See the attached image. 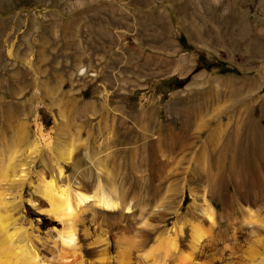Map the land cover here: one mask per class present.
Returning a JSON list of instances; mask_svg holds the SVG:
<instances>
[{"label":"rangeland","instance_id":"obj_1","mask_svg":"<svg viewBox=\"0 0 264 264\" xmlns=\"http://www.w3.org/2000/svg\"><path fill=\"white\" fill-rule=\"evenodd\" d=\"M263 75V0H0V169H25L0 176L14 225L50 258L61 225L27 198L49 178L96 189L83 174L118 200L82 210L85 264L103 232L110 264H151L144 251L166 235L185 249L193 223L199 264H244L263 234L245 221L264 216ZM44 139L72 148L61 176Z\"/></svg>","mask_w":264,"mask_h":264},{"label":"bare ground","instance_id":"obj_2","mask_svg":"<svg viewBox=\"0 0 264 264\" xmlns=\"http://www.w3.org/2000/svg\"><path fill=\"white\" fill-rule=\"evenodd\" d=\"M218 130L219 126L216 127V131ZM36 131L41 139L44 138L39 124L36 126ZM43 144L48 148L49 153L52 154V158H54L57 175H63V165L72 163V148L59 149L55 154L48 139H44ZM6 164L3 169H0V176L3 181L7 183L23 178L25 174L24 164H19L18 166L13 165L14 163ZM94 188L96 189H92L88 193L78 190V188L71 189V191L66 185L49 178L42 181L40 188H38V192H40L38 194L44 200L27 198L28 202L39 213L57 221L61 225L60 228H57L58 230L54 238L48 241L50 242L48 247L51 249L49 260H42L36 247L34 248L32 241L26 236L27 234H24L26 228L14 225V221L17 218H12L9 213L10 209L6 200L7 193L6 191H0V264H85L79 255L80 253L76 252L77 244L75 243V225L78 222L82 224V210L87 206L92 210H90L91 212L96 211L97 208L113 211L118 205V200L114 199L110 193L101 189L99 184ZM99 190L101 191L96 193ZM129 207L126 205L125 210H130ZM201 212L207 221L212 224L214 208L208 205L206 209H201ZM256 214L248 210L245 221L248 224L257 223L263 234L262 236L260 235V238H255L253 244H248L245 248L244 264H264V216L259 217ZM82 230L83 233L87 234V227L82 228ZM202 236L203 228L198 223H193L190 224L187 238L182 239L186 247L185 249L181 250L177 248L176 237L173 238L166 235L162 238L160 237L142 255L144 258L151 259V264H199L197 247ZM94 243L99 245V249L94 254L97 264H110L109 252L106 248V232H103L101 236H97ZM88 244L90 245L91 243ZM41 246H43L42 243ZM223 250L222 248L216 257H211V262H213V258H217L220 261L224 256ZM71 255L72 258H70Z\"/></svg>","mask_w":264,"mask_h":264},{"label":"crops","instance_id":"obj_3","mask_svg":"<svg viewBox=\"0 0 264 264\" xmlns=\"http://www.w3.org/2000/svg\"><path fill=\"white\" fill-rule=\"evenodd\" d=\"M82 186H91L92 188H94L95 186H97V183L95 180L91 179L88 181H85L83 179V174H82Z\"/></svg>","mask_w":264,"mask_h":264},{"label":"trees","instance_id":"obj_4","mask_svg":"<svg viewBox=\"0 0 264 264\" xmlns=\"http://www.w3.org/2000/svg\"><path fill=\"white\" fill-rule=\"evenodd\" d=\"M175 80H176L175 78H170V79L167 80V82L168 83H174ZM185 199H186V196L183 198V201H182L183 203H185ZM41 226H43V224H41Z\"/></svg>","mask_w":264,"mask_h":264}]
</instances>
